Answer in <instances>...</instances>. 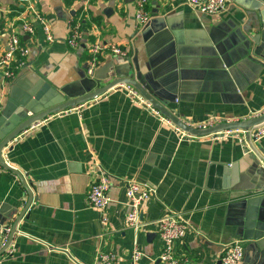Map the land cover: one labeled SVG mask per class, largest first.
<instances>
[{
    "label": "crops",
    "instance_id": "crops-1",
    "mask_svg": "<svg viewBox=\"0 0 264 264\" xmlns=\"http://www.w3.org/2000/svg\"><path fill=\"white\" fill-rule=\"evenodd\" d=\"M0 3L12 9L0 14L5 23L20 5L15 0ZM34 4L47 18L53 39L31 19L34 33L21 36L29 49L25 64L12 81L0 77L1 124L11 126L63 98L127 75L134 55L153 93L188 123L211 116L246 120L264 110V54L261 49L256 53L258 46L249 37L264 30V0H228L217 14L200 13L185 0H148L151 16L142 26L133 0ZM77 17L84 35L72 47L66 39ZM97 39L126 47L127 55L109 53L91 76L87 47ZM5 41L6 33L0 31V51ZM259 41L264 44V35ZM240 137V132L181 137L174 126L133 102L124 85L46 116L3 151L8 165L23 175L31 204L17 225L12 254L3 253L0 264H97L100 252L129 264L135 244L141 251L138 264H163L155 221L168 213L188 222V232L173 243L174 255L186 264H220L233 239L242 240L240 264H254L255 251L241 235L244 218L233 203L240 193L252 192L241 188L259 187L264 176ZM256 146L264 150V137L254 146L262 156ZM100 169L111 183L104 210L87 202ZM128 179L154 190L141 205L145 231L135 232L125 222ZM27 199L19 178L0 166V220H9L8 213L20 210ZM148 232L155 236L148 239Z\"/></svg>",
    "mask_w": 264,
    "mask_h": 264
},
{
    "label": "built area",
    "instance_id": "built-area-1",
    "mask_svg": "<svg viewBox=\"0 0 264 264\" xmlns=\"http://www.w3.org/2000/svg\"><path fill=\"white\" fill-rule=\"evenodd\" d=\"M134 1V16L139 25L146 24L150 19V12L147 7L148 0H133ZM193 9L205 14H217L224 10L228 4V0H185ZM15 5H20L16 9V16H7V21H0V31H5L6 41L5 47L0 51V77L4 82H10L15 77L17 70L25 64V57L29 49L22 40V34L34 33L35 25L32 20H36L42 27L45 37L48 40L53 39L50 24L45 17L35 6L34 0H15ZM8 6L0 3V14L4 15L10 12ZM15 11V12H16ZM32 14L28 17L27 15ZM84 29L80 21V17L74 18L70 22V29L67 34V43L76 47L83 39ZM88 59L86 63V72L92 76L95 67L109 53L127 55L126 47L118 43H105L101 39L91 42L88 47ZM133 102L149 109L156 116H159L166 123L174 126L175 130L180 133L181 137L189 136L188 133L175 126L168 118L162 115L157 109L152 107L150 102L146 101L135 88L130 85H124ZM1 111V104H0ZM264 113V110L254 116H259ZM252 116V117H254ZM232 120H223L222 118L211 116L205 122L193 124L196 128H207L222 122H230ZM39 123V122H38ZM36 123V125L38 124ZM35 125V124H34ZM33 126V125H32ZM240 132L242 137L240 140L246 145V152L252 150V147L261 138L264 137V122L260 125L252 127L248 130H225L219 133L210 134L212 138L226 137L233 133ZM5 160V159H4ZM97 174L91 180L89 191L87 193V202L90 206L99 210H104L105 206L110 201V176L103 170H98ZM154 194V190L145 184L138 182L135 179L125 181V196L127 198L128 211L125 214L126 225L135 232L145 231V224L141 219V205L143 201ZM106 221L103 216L102 222ZM155 232L159 235L162 241V249L159 260L163 264H186L185 260L177 258L173 253V243L175 240L181 239L189 230V225L186 220L174 213H168L155 221ZM0 232V248L8 241L10 235V225L1 226ZM4 253L12 254V248L9 247ZM244 254L242 240L233 239L223 251L220 262L221 264H240ZM3 255V254H2ZM0 255V256H2ZM141 257V251L135 244L130 256L129 264H138ZM97 264H121L119 259L111 252H100L97 255Z\"/></svg>",
    "mask_w": 264,
    "mask_h": 264
},
{
    "label": "water",
    "instance_id": "water-1",
    "mask_svg": "<svg viewBox=\"0 0 264 264\" xmlns=\"http://www.w3.org/2000/svg\"><path fill=\"white\" fill-rule=\"evenodd\" d=\"M107 9L109 10L110 8L108 7ZM263 35V29L254 31V33H250L249 35L251 40H253V42L258 46L256 53L261 49L262 54H264V44L262 43L261 45V41H259ZM117 85H130L135 88L146 101L150 102L152 107L157 109L161 114L168 118L175 126L179 127L181 130L193 137L207 136L225 130H248L264 122L263 113L259 116H254L246 120L222 122L207 128L194 127L188 122L178 118L175 113L167 110V102L161 98H158L153 93L142 75L136 55H134L132 58V66L129 68L127 75L115 77L113 81L80 96L63 98L55 104L50 105L45 109L39 110L36 113H29V115H26L23 120L18 123H14L11 126H8L4 123L1 124L0 122V166L13 172L22 182L28 193V199L20 210L10 211L8 213L10 217L9 220H0L1 226L10 225V235L7 243L2 248H0V255H2L11 244L13 236L16 233L17 225L19 221L26 215L31 204V193L28 189V186L25 184L24 177L18 170L8 165V163L4 160V149L8 147L10 142L21 132L40 122L46 116L82 105L95 99L96 97L103 95L105 92ZM254 146L252 147V150H250V159L253 161L255 166L259 167V172L264 176V150L261 147L256 146L259 148V152L263 157L256 155V152H254L256 151ZM259 185V187L254 185L252 187L241 188L240 190H249L252 192L250 194L240 193L238 195L240 196V199L233 203L234 206L240 208L241 215L244 218L241 235L244 241L248 242L249 249L255 251L254 264H264V181L262 183L260 180ZM253 193H258L260 196H251ZM12 218L14 220L11 222ZM146 236L148 239L153 238L155 236V232H148Z\"/></svg>",
    "mask_w": 264,
    "mask_h": 264
},
{
    "label": "trees",
    "instance_id": "trees-1",
    "mask_svg": "<svg viewBox=\"0 0 264 264\" xmlns=\"http://www.w3.org/2000/svg\"><path fill=\"white\" fill-rule=\"evenodd\" d=\"M73 0H65L66 3H70L72 2Z\"/></svg>",
    "mask_w": 264,
    "mask_h": 264
}]
</instances>
